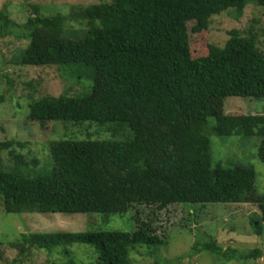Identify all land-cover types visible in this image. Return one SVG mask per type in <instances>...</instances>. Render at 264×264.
Returning a JSON list of instances; mask_svg holds the SVG:
<instances>
[{
  "label": "trees",
  "instance_id": "trees-1",
  "mask_svg": "<svg viewBox=\"0 0 264 264\" xmlns=\"http://www.w3.org/2000/svg\"><path fill=\"white\" fill-rule=\"evenodd\" d=\"M254 3L264 8V0ZM247 4L248 0H111L73 6L68 15L44 14L41 7L28 5L31 14L22 24L0 11V38L16 29L27 42L13 61L77 67L80 76L91 80V91L76 97L62 93L35 98L30 82V97L21 103L20 95L14 115L42 130L54 123L94 126L115 136L114 129L105 126L116 124L130 132L123 138H90L87 129L82 139L66 134L49 143L51 166L36 174L28 170L39 161H26L24 142L0 141L4 212L109 215L132 208L137 216L133 232H20L17 242H0V247L16 251L12 264H24L34 251L45 255L40 264H79L71 249L74 244L93 248L96 258L87 264H132L133 252L152 256L169 244L168 237L166 229L160 235L140 219L138 207L143 206L156 212L180 206L187 211L178 225L183 228L198 224L204 204L252 203L259 213L249 218L251 234H263L264 195L254 194V170L212 164L207 135L259 137L258 158L264 165V114L223 112L227 97L264 98V54L250 29L231 30L223 46L208 45L205 55L194 57L190 49L194 33L202 34L213 14L232 9L234 19H239ZM68 22L78 27L68 28ZM1 77H6V89L0 90V105L15 89L7 73ZM3 151L11 168L2 166ZM201 251L215 255L219 263L264 256L258 249H223L210 236L195 241L191 255Z\"/></svg>",
  "mask_w": 264,
  "mask_h": 264
},
{
  "label": "rangeland",
  "instance_id": "rangeland-1",
  "mask_svg": "<svg viewBox=\"0 0 264 264\" xmlns=\"http://www.w3.org/2000/svg\"><path fill=\"white\" fill-rule=\"evenodd\" d=\"M111 0H0V11L8 13L16 23L22 24L30 16L28 5L41 7L44 14L60 12L68 15L73 6H89L97 3H108ZM66 27L77 28L74 23L68 22ZM250 29L256 36L257 48L264 54V8L256 6L254 0H248L243 15L234 19L232 9L222 10L213 14L209 19L207 29L202 34L194 33L191 40V51L194 57L205 55L208 45L221 47L229 38L231 30L246 31ZM14 35V36H13ZM80 35V33H78ZM18 36V37H16ZM15 29L12 34L0 38V90L6 89V77L14 84L13 95L7 96V100L0 105V141L14 139L25 143L22 154L26 161L33 158L39 161L38 165L29 168L30 174L44 172L50 168L48 147L51 141L59 140L64 135L77 139L85 136L84 129L88 130L90 138H123L129 135V129L119 128L116 124H107L106 128L114 129L117 133L108 129H97L94 126L80 127L74 125L62 126L50 124L45 130L34 123H29L23 116L14 115V102L21 95L20 102H25L30 97L28 83L35 86L34 97L58 96L66 93L68 96H84L91 91V80L80 76L77 67L63 68L57 66H25L13 61L23 49L26 40ZM197 51V52H194ZM28 95V98H27ZM28 102V101H27ZM224 113L264 114V98H239L227 97L223 101ZM26 111L24 116H26ZM210 125L213 119L208 120ZM83 125H86L83 123ZM94 125V124H93ZM210 142V157L212 164H220L223 167L241 165L254 170L253 183L254 194L257 197L264 195V165L258 158L260 139L254 137H219L207 135ZM2 166L5 169L13 166L7 151L1 153ZM203 210L198 212V224H190L185 227L178 225L183 222L187 211L178 205H171L161 212L152 208L138 207L141 218L149 221L157 233H163L166 229L168 245L160 247L154 255L147 256L133 252L130 254L132 264H264V256L246 261H229L219 263L215 255L207 251L191 255L195 241H203L208 236L217 240L223 249L230 247L238 251L248 253L258 249L264 253V231L261 236L251 234L249 218L252 214H258L256 205L252 203L204 204ZM206 215V216H204ZM152 220V222L150 221ZM136 211L130 208L123 214L102 215L97 213L85 214H61V213H21L7 214L0 206V242L6 245L17 242L20 232H78V231H121L133 232L136 229ZM176 225V226H173ZM173 226V227H172ZM264 226V225H263ZM171 227V228H169ZM169 228V229H168ZM174 228V229H172ZM198 228V229H197ZM168 230V231H167ZM204 232L206 236H202ZM161 235V234H160ZM147 249V247H143ZM72 251L78 257L79 264L91 263L96 258L92 247L74 244ZM144 249V250H145ZM142 250V253L143 251ZM141 251V250H140ZM16 251L8 246L0 247V264H12L11 260ZM79 254V256H78ZM182 257L180 262L171 263V259ZM45 258L44 253L33 252L32 256L24 264H40ZM165 261V262H162ZM84 262V263H82Z\"/></svg>",
  "mask_w": 264,
  "mask_h": 264
}]
</instances>
